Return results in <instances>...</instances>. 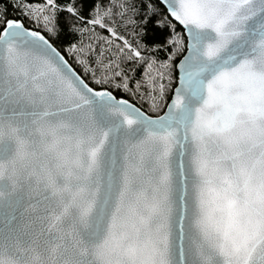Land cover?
I'll return each instance as SVG.
<instances>
[{"label": "snow or ice", "instance_id": "obj_1", "mask_svg": "<svg viewBox=\"0 0 264 264\" xmlns=\"http://www.w3.org/2000/svg\"><path fill=\"white\" fill-rule=\"evenodd\" d=\"M0 264H264V0H0Z\"/></svg>", "mask_w": 264, "mask_h": 264}]
</instances>
